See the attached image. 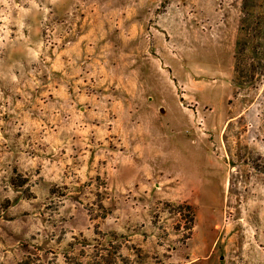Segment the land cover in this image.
I'll return each instance as SVG.
<instances>
[{"label":"rangeland","instance_id":"obj_1","mask_svg":"<svg viewBox=\"0 0 264 264\" xmlns=\"http://www.w3.org/2000/svg\"><path fill=\"white\" fill-rule=\"evenodd\" d=\"M0 264H264V0H0Z\"/></svg>","mask_w":264,"mask_h":264}]
</instances>
